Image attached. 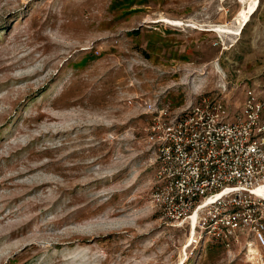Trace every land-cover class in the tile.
Instances as JSON below:
<instances>
[{"label": "rangeland", "instance_id": "obj_1", "mask_svg": "<svg viewBox=\"0 0 264 264\" xmlns=\"http://www.w3.org/2000/svg\"><path fill=\"white\" fill-rule=\"evenodd\" d=\"M240 11L233 0H0V264H264L240 247L186 245L187 229L150 201L154 153L141 139L146 100L208 93L242 111L264 71V0L241 34L210 29Z\"/></svg>", "mask_w": 264, "mask_h": 264}, {"label": "built area", "instance_id": "obj_2", "mask_svg": "<svg viewBox=\"0 0 264 264\" xmlns=\"http://www.w3.org/2000/svg\"><path fill=\"white\" fill-rule=\"evenodd\" d=\"M250 80L237 112L208 93L176 107L146 100L141 139L154 153L150 201L172 225L187 229L186 244L240 247L255 263L264 261V71Z\"/></svg>", "mask_w": 264, "mask_h": 264}, {"label": "bare ground", "instance_id": "obj_3", "mask_svg": "<svg viewBox=\"0 0 264 264\" xmlns=\"http://www.w3.org/2000/svg\"><path fill=\"white\" fill-rule=\"evenodd\" d=\"M256 5H257L256 0H250L249 4H243L241 6V11L236 16V18L233 20V22L227 23V24H222V23L221 24H211L210 29L216 32L223 33V34L225 33L236 34V35L241 34L245 26L252 19V16L256 10ZM163 20H166L167 22L173 25H182L185 23L183 20H180V19L164 18ZM185 24L194 25L193 23H185ZM184 261H185V258L182 257V259L177 264H184Z\"/></svg>", "mask_w": 264, "mask_h": 264}]
</instances>
